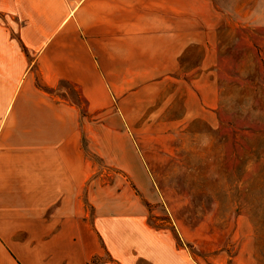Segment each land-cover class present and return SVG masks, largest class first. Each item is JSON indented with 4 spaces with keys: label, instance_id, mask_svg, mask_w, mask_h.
Here are the masks:
<instances>
[{
    "label": "rangeland",
    "instance_id": "obj_1",
    "mask_svg": "<svg viewBox=\"0 0 264 264\" xmlns=\"http://www.w3.org/2000/svg\"><path fill=\"white\" fill-rule=\"evenodd\" d=\"M12 7L0 0V106L49 95L67 109V158H85L94 181L133 188L151 219H189L197 261L264 264V0H195L174 50L147 45L130 51L131 68L101 67L95 98L39 79ZM116 53L118 65L128 53Z\"/></svg>",
    "mask_w": 264,
    "mask_h": 264
},
{
    "label": "crops",
    "instance_id": "obj_2",
    "mask_svg": "<svg viewBox=\"0 0 264 264\" xmlns=\"http://www.w3.org/2000/svg\"><path fill=\"white\" fill-rule=\"evenodd\" d=\"M8 1L23 22L21 41L37 53L39 79L79 84L88 98L100 96L101 67L131 68V50H174L178 19L195 9V0ZM117 50L128 53L118 65ZM21 93L0 106V264H229L219 254L197 261L189 219H151L133 188L94 181L85 158H67L66 107L38 90L17 106Z\"/></svg>",
    "mask_w": 264,
    "mask_h": 264
}]
</instances>
